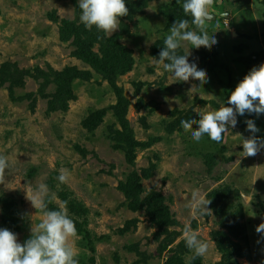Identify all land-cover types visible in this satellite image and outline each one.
<instances>
[{
  "label": "rangeland",
  "instance_id": "obj_1",
  "mask_svg": "<svg viewBox=\"0 0 264 264\" xmlns=\"http://www.w3.org/2000/svg\"><path fill=\"white\" fill-rule=\"evenodd\" d=\"M183 3L126 0L128 15L106 37L80 22L78 0H0V155L9 161L0 228L21 244L43 219L29 199L43 184L48 206L92 235L93 254L84 233L70 238L79 264L92 255L93 264H227L230 253L231 264H264V149L243 156L240 144L264 139V114L238 115L221 143L195 142L181 125L195 130L198 111L230 106L236 84L264 63V0H214L206 27L217 43H183L179 54L206 70L205 82L175 81L157 62L176 20L195 29ZM199 198L212 214L193 215ZM189 223L208 243L203 257L186 247Z\"/></svg>",
  "mask_w": 264,
  "mask_h": 264
},
{
  "label": "clouds",
  "instance_id": "obj_2",
  "mask_svg": "<svg viewBox=\"0 0 264 264\" xmlns=\"http://www.w3.org/2000/svg\"><path fill=\"white\" fill-rule=\"evenodd\" d=\"M170 3V0H162ZM214 0H184L183 11L189 19L176 20L170 27L169 33L164 38V47L159 52L158 64L164 73H170L175 81H188L189 78L205 82L206 70L198 67L196 62L189 61L188 55L179 54L184 42H189L191 47H209L217 43L214 32L210 35L207 31V22L213 20L214 13L210 11ZM81 11L80 22L88 30L93 27L104 36L109 37L120 26L119 17L126 16L129 9L126 0H78ZM227 104L223 103L216 110L198 111V127L191 130L189 119L181 120L185 131L190 132V137L195 142H200L204 136L221 143L223 134L229 126L235 127L238 123L237 116L245 113L264 114V63L253 67L234 87L228 96ZM191 119H195L191 117ZM247 129L251 133L259 131L252 119L246 120ZM243 156H255L264 149V139L255 135L249 138L240 136ZM9 167L8 159L0 155V183L5 170ZM61 183L68 179L67 174L58 177ZM46 185L39 186L38 194L29 197L34 207L39 210L43 219L31 227V236L23 244L18 241L17 234L7 228H0V264H79L78 253L70 243V238L77 236L74 220L69 216L66 208L50 210L46 200ZM239 196L244 201H249L247 192L240 191ZM208 198H199L193 205L194 216H208L212 214ZM32 221V220H31ZM258 233H264V223L256 227ZM183 239L186 247L191 250L193 257H203L208 252V243L200 238L197 230L191 224L183 228Z\"/></svg>",
  "mask_w": 264,
  "mask_h": 264
},
{
  "label": "trees",
  "instance_id": "obj_3",
  "mask_svg": "<svg viewBox=\"0 0 264 264\" xmlns=\"http://www.w3.org/2000/svg\"><path fill=\"white\" fill-rule=\"evenodd\" d=\"M72 34H75L76 35V37H77V33L76 32H74V33H72ZM95 38V36H91V37H89V38H87L88 40L89 39H94ZM76 39L77 38H75V41L74 42H76ZM84 42L86 43V40H84ZM115 46H116V44H115ZM89 54H94V53H92V51H90L89 50ZM124 57V56H123ZM117 58H119V59H122L123 60V58H121V57H117ZM119 59H115L116 60V63L113 65V68L115 69V66L116 67H119L120 69H121V67H122V60H121V62L119 61ZM125 67L126 68H124L122 71H126L128 68H129V65H130V62L128 61V60H126L125 61ZM21 78V77H20ZM68 94H70V91H68ZM48 208L50 209V208H52L51 207V205H49L48 206ZM52 210H56V209H54V208H52ZM263 215H264V213H262ZM74 220V219H73ZM74 222H75V226H76V229H77V231H80V232H82V233H84V237H85V239H86V241H87V245H88V248H89V250L91 251V253L93 254V253H95V243H94V240H93V238H92V235H91V233H90V231L84 226V224H82V223H80V222H78V221H76V220H74ZM233 259V254L232 253H230L229 255H227V256H225V262H227V264H231V260ZM89 261H90V263H94V261H95V257H94V255H92L90 258H89Z\"/></svg>",
  "mask_w": 264,
  "mask_h": 264
}]
</instances>
